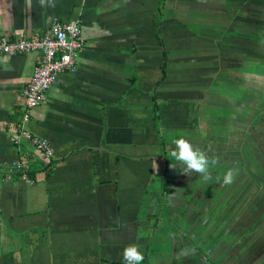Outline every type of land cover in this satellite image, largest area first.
Wrapping results in <instances>:
<instances>
[{"label":"crops","instance_id":"0c3cea01","mask_svg":"<svg viewBox=\"0 0 264 264\" xmlns=\"http://www.w3.org/2000/svg\"><path fill=\"white\" fill-rule=\"evenodd\" d=\"M55 20L85 47L26 125L52 159L13 142L39 54L0 56V264H264V0H0V36ZM181 136L211 182L171 167Z\"/></svg>","mask_w":264,"mask_h":264},{"label":"built area","instance_id":"2783aa9c","mask_svg":"<svg viewBox=\"0 0 264 264\" xmlns=\"http://www.w3.org/2000/svg\"><path fill=\"white\" fill-rule=\"evenodd\" d=\"M85 47V38L78 21L55 20L43 34L35 37L16 38L0 36V56L39 54L34 73L23 90L24 113L18 130L13 137L15 145L29 143L33 149L46 158L54 157V150L48 140L32 134L26 125L32 112L46 99L48 92L61 84V76L67 71L77 70L78 54ZM23 180H30L33 172L23 161L13 164Z\"/></svg>","mask_w":264,"mask_h":264},{"label":"clouds","instance_id":"9594fccd","mask_svg":"<svg viewBox=\"0 0 264 264\" xmlns=\"http://www.w3.org/2000/svg\"><path fill=\"white\" fill-rule=\"evenodd\" d=\"M26 3L31 6L32 0H26ZM56 3L57 0H38V4L43 8H55ZM174 145L170 152V157L174 161L171 164L172 168L189 177L198 174L204 182H211L214 179L211 165L218 163L216 159L210 158L203 150L182 136L174 140ZM215 180L230 185L233 182L232 170L227 171L222 177H215ZM143 260L144 255L136 245L132 244L124 248V264H142Z\"/></svg>","mask_w":264,"mask_h":264}]
</instances>
